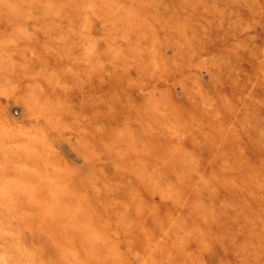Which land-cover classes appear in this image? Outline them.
I'll use <instances>...</instances> for the list:
<instances>
[{"label": "rangeland", "instance_id": "1", "mask_svg": "<svg viewBox=\"0 0 264 264\" xmlns=\"http://www.w3.org/2000/svg\"><path fill=\"white\" fill-rule=\"evenodd\" d=\"M0 264H264V0H0Z\"/></svg>", "mask_w": 264, "mask_h": 264}]
</instances>
